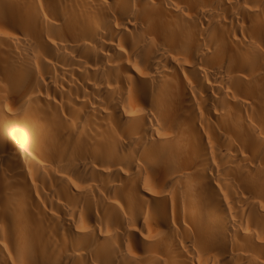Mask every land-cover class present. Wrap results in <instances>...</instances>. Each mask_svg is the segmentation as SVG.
<instances>
[{
    "label": "bare ground",
    "instance_id": "1",
    "mask_svg": "<svg viewBox=\"0 0 264 264\" xmlns=\"http://www.w3.org/2000/svg\"><path fill=\"white\" fill-rule=\"evenodd\" d=\"M0 264H264V0H0Z\"/></svg>",
    "mask_w": 264,
    "mask_h": 264
}]
</instances>
